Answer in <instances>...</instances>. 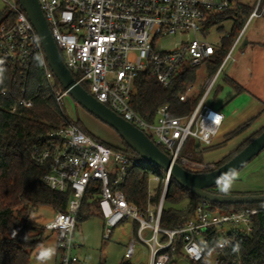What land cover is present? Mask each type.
<instances>
[{"label": "built area", "instance_id": "obj_1", "mask_svg": "<svg viewBox=\"0 0 264 264\" xmlns=\"http://www.w3.org/2000/svg\"><path fill=\"white\" fill-rule=\"evenodd\" d=\"M7 14L0 20V66L24 72L34 58H39L42 82L53 97L65 123L50 130L42 146H34L31 158L45 168L41 177L44 185L60 193L69 192L64 210H58L43 227L56 234L59 253L58 264H74L77 256V215L89 185L99 188L97 209L103 223V238L109 239L113 229L126 219L137 223V241L148 245L149 264H167L173 258L174 244L181 242L182 257L189 262L203 259L207 246L206 233L218 236V248L228 245V233L237 229L241 234L251 231L250 215L255 211L246 208L240 212L215 214L208 204H197L193 217L173 228H161L159 217L170 175L162 179L158 203L140 211L126 200L122 186L128 170L145 162L135 160L120 149L95 140L76 121L65 115L62 99L67 92L56 82L44 56L41 42L18 0H1ZM52 37L62 59L79 84H85L96 100L117 115L142 130L164 152L185 169L194 172L214 169V163L189 159L181 151L189 137L200 149L213 146L215 136L223 122V114L207 103L216 77L228 61H234L232 50L239 35L215 74L204 83V88L190 113L183 116L168 115V105L155 111L153 121L142 117L130 104L134 81L146 74L160 86L167 88L184 70L200 67L218 50L206 39L198 37L205 32V23L212 16L228 9L240 7L241 0H39ZM248 19L264 13V0H252ZM193 34L170 50L156 47L159 39L176 33ZM207 32V31H206ZM0 80L2 74L0 73ZM190 83L179 94L185 101L193 95ZM0 94L12 96L9 87ZM27 96L23 86L9 111L30 108L33 98ZM155 182L158 175H152ZM226 225H231L227 229ZM148 229L150 236L143 237ZM161 234V239L158 235ZM135 239L128 243L124 257L134 254ZM218 259L214 261L216 264Z\"/></svg>", "mask_w": 264, "mask_h": 264}, {"label": "trees", "instance_id": "obj_2", "mask_svg": "<svg viewBox=\"0 0 264 264\" xmlns=\"http://www.w3.org/2000/svg\"><path fill=\"white\" fill-rule=\"evenodd\" d=\"M251 10L252 6L242 4L240 7L218 13L206 21L205 30L208 31L214 25H219L229 17H234L230 32L221 39L218 50L205 63L210 76L215 74L223 62L246 23ZM5 15L10 14H7L5 9L0 11V20L5 19ZM198 68L199 66L182 71L172 85L167 88L160 86L146 74H140L134 81L131 106L148 121L154 120L156 109L162 105H168V115L171 117L190 113L202 91L191 95L185 101L179 100V94L185 90L188 84L195 81ZM0 73L2 74L0 89L6 86L12 90L10 98L0 94V264H30L31 255L44 241V229L29 220L30 213L38 206H50L55 211L64 210L69 199L68 191L60 193L42 183L41 177L45 168L34 163L31 151L34 146H42L46 143L50 130L63 125L65 120L53 97L46 91L44 84L40 88L37 87V84L42 82L39 58L33 59L24 75L17 69L11 70L1 66ZM73 76L75 77V75ZM225 79L236 93L243 90L231 77L225 76ZM57 84L59 83L57 82ZM23 86L27 89V96L37 92L33 98V105L27 109L20 108L12 113L8 109L15 103ZM82 86L88 91L85 84ZM262 113H264V108H262ZM250 123L251 120H248L237 126L226 134V140L243 132ZM262 130L264 128L254 132L234 151L215 162L214 168L231 159ZM121 144L122 147L107 145L122 150L132 159H140L123 141ZM159 148L164 152L163 147L159 146ZM205 150L199 149L194 144L192 150L182 149L181 154L191 160L202 162ZM151 174L158 175L160 180L156 182L152 190H149L148 181ZM165 174L166 172L162 169L148 163L130 167L122 186L126 200L133 203L142 212L148 206L156 205ZM217 186L208 190L214 194H226L215 189ZM98 193V187L89 185L77 215L76 227L92 215L100 217L97 209ZM183 201L185 204L179 206ZM202 201L190 191L180 187L170 177L163 198L159 226L173 228L185 223L193 217L197 204ZM206 203L212 211L229 213L251 208L255 212L250 215L251 231L249 234H241L237 229H232L228 233L229 242L225 248H218V236L216 233L208 231L204 256L216 251L220 255L216 264H264V203L231 205ZM173 247V258L167 264H176L177 258L182 257L181 242L176 241ZM189 264L210 263L204 257L196 262L190 261Z\"/></svg>", "mask_w": 264, "mask_h": 264}, {"label": "rangeland", "instance_id": "obj_3", "mask_svg": "<svg viewBox=\"0 0 264 264\" xmlns=\"http://www.w3.org/2000/svg\"><path fill=\"white\" fill-rule=\"evenodd\" d=\"M241 2L244 5H251L252 0H241ZM4 9L5 4L0 0V11H3ZM233 20L234 17H229L221 24H216L211 27L207 32H201L197 35L200 38L206 39L213 46L219 47L221 39L227 36L230 32ZM242 33V41L247 38L250 40L264 39V13L252 17L251 19H247L242 28ZM192 37L193 34L191 32L167 35L158 40L156 47L161 50H170L176 47L179 42L191 39ZM242 51L244 54H241ZM231 55L237 63L235 64L232 60H228L223 65L207 99V102L213 104L215 107L225 105L224 103H227L230 100H232V102L240 103L246 98L242 93L236 94L235 90L226 81L225 76L231 77L236 71V66L239 69L240 67H243L245 75H249V70L251 69L250 64L252 62L257 64L264 61V45H252L247 48H240V44H238L233 49ZM210 77L211 76L207 72L205 64H202L196 72V78L193 82V94L200 91L201 88H204V83ZM61 105L67 118L76 121V123L95 140L104 144L122 147L119 136L111 128L90 113L86 112L68 95L62 99ZM219 134L220 137H222L221 130ZM237 140H239V138L236 140L235 138L230 139L227 148L234 145ZM195 143L196 140L189 137L183 150H192ZM237 147H235V149ZM223 151V147L208 148L204 151L202 160L203 162L216 161V159L219 158V154ZM155 185L156 182L153 180L151 174L148 181L149 190H152ZM215 189L233 195L243 193L264 194V149L250 159L231 178L218 184ZM184 204L185 201L181 202L179 206ZM154 206L155 205H151L149 207ZM55 212L56 211L50 206H38L30 213L29 220L44 227V225L52 219ZM213 212L215 214H224L217 210ZM133 223L130 219L124 220L113 229L111 238L105 239L103 238V225L99 216L92 215L85 221L80 222L74 233V240L76 243L74 252L77 256L75 264H149L150 254L148 246L137 241ZM226 228L231 229L232 226L226 225ZM142 235L143 237L148 238L150 236V231L145 229L142 231ZM161 237L162 235L159 234L158 238L161 239ZM132 238L136 240L134 245V255L131 258H125L124 252L126 245ZM56 251H58L56 246V234L53 231L45 230L44 241L31 255L30 264H54L55 257L57 256ZM219 256L218 252L212 251L205 256V260L210 264H213ZM176 264H189V261L186 258L178 257Z\"/></svg>", "mask_w": 264, "mask_h": 264}, {"label": "water", "instance_id": "obj_4", "mask_svg": "<svg viewBox=\"0 0 264 264\" xmlns=\"http://www.w3.org/2000/svg\"><path fill=\"white\" fill-rule=\"evenodd\" d=\"M41 42L47 65L67 95L86 112L111 128L141 160L169 173L182 188L205 202L219 204L264 203V194H214L208 189L231 178L250 159L264 149V130L221 166L209 171L194 172L173 162L142 130L126 121L96 100L73 77L65 65L40 7L39 0H18ZM243 41L242 46L245 45Z\"/></svg>", "mask_w": 264, "mask_h": 264}, {"label": "crops", "instance_id": "obj_5", "mask_svg": "<svg viewBox=\"0 0 264 264\" xmlns=\"http://www.w3.org/2000/svg\"><path fill=\"white\" fill-rule=\"evenodd\" d=\"M242 38H243V33L241 30L239 39H238L236 45L234 46V48L238 44H240V48H247V47H250L252 45H264V39H262V40H250L247 38V39H245L246 40L245 45L242 46V43H243ZM242 53H243V51L241 52V54ZM233 62H235V64L237 63L235 61V59ZM250 66H251V69L249 70V72H250L249 75H247V74L245 75L243 67H240V69H239L237 66H236L235 73L233 75H231V78L234 81H236V83H238L243 88V90L240 93H242L246 98L242 102L236 103V102H232V100H230L227 103L225 102L224 103L225 105H221L219 107H215V106H213V104H210L209 102H207L211 107L218 109L223 114V122H222L220 129H219V132L221 130L222 137H220V134L218 132L217 135L215 136L214 143H213V146L211 148L223 147L224 151L219 154V158L216 159V161L203 162V160H202L203 163H215V162H217L218 160H220L221 158L226 156L229 152H231L233 149H235V147H237L240 143H242L246 138H248L254 132L260 130L261 128H264V113H262V108H264V61L259 62L257 64L252 62L250 64ZM215 82H216V80H215ZM214 85H215V83H214ZM214 85H213V87H214ZM213 87H212V89H213ZM202 90H203V88H201V91ZM236 94H239V93H236ZM209 95H208V97H209ZM208 97H207V99H208ZM248 120H251L250 125L243 132H241L237 136L233 137V138H235V140L237 138H239V140H237V142L234 145L227 148L228 141L230 139L226 140V134L233 131L237 126H239L240 124H242ZM223 135H224V138H223ZM233 138H231V139H233ZM195 145H197V143H195ZM101 221H102V219H101ZM135 224L136 223H133L134 233H135V229H136ZM102 225H103V223H102ZM127 245H126V247H127ZM148 250H149V247H148ZM56 253H57V256L55 257V263L54 264H58V260H59L58 251H56ZM149 254H150V252H149ZM149 261H150V255H149Z\"/></svg>", "mask_w": 264, "mask_h": 264}]
</instances>
